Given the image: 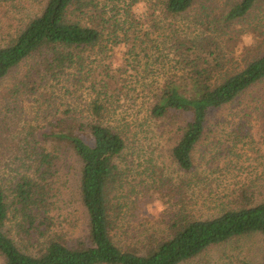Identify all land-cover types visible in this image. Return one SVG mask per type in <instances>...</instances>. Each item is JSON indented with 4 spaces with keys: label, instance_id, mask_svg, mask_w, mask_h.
<instances>
[{
    "label": "trees",
    "instance_id": "16d2710c",
    "mask_svg": "<svg viewBox=\"0 0 264 264\" xmlns=\"http://www.w3.org/2000/svg\"><path fill=\"white\" fill-rule=\"evenodd\" d=\"M140 2L111 0L114 6L106 11L108 6L100 7L99 0H48L14 34L0 21L5 43L0 46V84L11 77L16 81L0 90V145L7 144V132H28L18 134L26 145L16 153L19 165L0 178L3 264H183L237 238L260 234L264 242V201L206 220L175 215L168 237L142 250H124L114 241L115 211L108 190L120 179L117 160L126 142L106 123L111 106L123 94L109 54L126 44L135 63L141 61V50L151 58L149 51L158 44L151 46L150 34L138 35L134 24L132 8ZM143 2L152 15L160 10L169 21L165 33H170L172 55L169 75L147 88L150 113L186 122L172 159L182 171L192 172L193 152L210 118L264 81V53L241 64L228 52L238 25L243 28L238 35L251 33L245 28L264 0H225L222 7L215 0ZM198 7L200 20L195 23L205 26L201 31L178 26ZM61 107L66 110L56 120L41 124L47 113ZM32 132L42 133L33 138ZM84 133L93 144L84 140ZM68 151L81 164L79 192L89 219L85 241L74 246L52 236L59 164ZM11 223L19 234L47 238L44 248L37 254L23 252L8 231Z\"/></svg>",
    "mask_w": 264,
    "mask_h": 264
},
{
    "label": "rangeland",
    "instance_id": "374dc122",
    "mask_svg": "<svg viewBox=\"0 0 264 264\" xmlns=\"http://www.w3.org/2000/svg\"><path fill=\"white\" fill-rule=\"evenodd\" d=\"M47 1L0 0V21L10 25L6 26V32L14 34L22 29ZM110 1L99 0V6H108L106 11L110 10L114 6ZM215 1L219 7L225 4V0ZM143 3L146 6L143 12L134 10L137 5L132 8L136 15L133 22L138 35L150 34L151 46L157 42L158 45L149 51L151 58L147 59L141 50L142 62L137 66L140 62L135 63L136 60L129 56L131 47L126 44L115 47L109 54L113 56L112 70L118 76L123 94L111 106L106 123L116 127L123 136L126 149L117 160L120 179L108 192L115 211L112 235L124 250H142L144 246L157 244L168 237L169 222L175 215L206 220L264 201V81L210 118L207 130L193 152L194 170L182 171L172 159V150L182 136L180 127L186 122L152 117L151 97L147 91L150 85L163 82L172 67L170 33H165V24L169 21L160 15V10L152 15L149 4ZM199 9L191 11L178 26H189L195 33L201 31L205 26L199 24L197 27L195 23L200 20ZM248 23L250 27L246 25L245 30L251 33L245 35L252 37V43L246 44L242 39L245 35H238L243 31L241 25L236 27L235 42H229L228 52H233V58L241 64L264 53V7L257 9ZM260 30L261 33L255 35V31ZM161 34L165 36L159 41ZM3 39L4 36H0V46L5 44ZM146 62L152 68H148ZM21 70L15 73L19 74ZM15 84L11 77L0 84V90ZM65 110L61 107L47 113L41 124L45 126L48 120H56ZM19 133L26 135L28 132H7L3 136L8 142L0 145V178L8 177V169L19 165L16 153L26 148ZM32 133L33 138H37L42 132ZM83 138L93 144L87 133ZM59 169L58 193L51 214L54 221L52 236L74 246L85 241L89 230L88 215L79 192L81 164L68 151L62 156ZM158 203L163 211L158 210ZM8 227L23 252L37 254L47 243V238L39 234L33 237L19 234L14 223ZM3 263L0 256V264ZM183 264H264V242L260 234L237 238L211 246Z\"/></svg>",
    "mask_w": 264,
    "mask_h": 264
},
{
    "label": "clouds",
    "instance_id": "9594fccd",
    "mask_svg": "<svg viewBox=\"0 0 264 264\" xmlns=\"http://www.w3.org/2000/svg\"><path fill=\"white\" fill-rule=\"evenodd\" d=\"M139 10L140 12H143L146 10V6L143 3V0H141V2L136 6V9L134 10ZM242 39L244 40V42L246 44H250L252 43V37L250 35H245L244 37H242ZM114 67H118V65H114ZM157 208L159 211H163V207L159 205V203L157 204ZM151 211V208L149 209Z\"/></svg>",
    "mask_w": 264,
    "mask_h": 264
}]
</instances>
